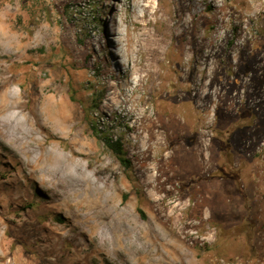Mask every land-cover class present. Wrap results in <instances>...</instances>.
Masks as SVG:
<instances>
[{
	"label": "rangeland",
	"instance_id": "obj_1",
	"mask_svg": "<svg viewBox=\"0 0 264 264\" xmlns=\"http://www.w3.org/2000/svg\"><path fill=\"white\" fill-rule=\"evenodd\" d=\"M192 1L0 0V92L32 123L0 115V264H264V0ZM145 19L127 95L111 53L128 74Z\"/></svg>",
	"mask_w": 264,
	"mask_h": 264
},
{
	"label": "bare ground",
	"instance_id": "obj_2",
	"mask_svg": "<svg viewBox=\"0 0 264 264\" xmlns=\"http://www.w3.org/2000/svg\"><path fill=\"white\" fill-rule=\"evenodd\" d=\"M119 1L120 0H118V2ZM143 1L145 0H129L130 12L131 13L139 12L141 15L145 16L147 8H146V5L141 4ZM187 1L189 2V5H194V2L192 0H187ZM139 6H142V8L140 9ZM177 15L181 16L182 13H178ZM127 21H128V18H127ZM149 22H150L149 19H145L144 22L138 23L137 26L135 27V31L130 33V37L132 40L131 62L133 63V67L129 71V73L126 75H121V72H120V68L122 67L121 66L122 61L120 59V56L123 54V44L121 43L120 45V42L118 41L117 44L113 45L114 49H113V52L111 53V70H112L113 75L116 78H119V79H121L122 77L126 78L123 89L127 90L126 91L127 95H132L133 93L138 91L141 85V82H142V76L140 74L141 68L135 67V64L138 62L139 65H142L143 67L144 66L148 67V65L145 63L146 60L144 61V59H141L140 57H142L143 55L146 57L149 54L151 56H155L156 58L160 54L161 40L160 38H157L153 32H151L148 28H146L145 25L148 24ZM166 25L167 26L169 25L170 27L173 26L167 23ZM111 32L113 35L116 33L118 35L121 34V31L116 32L115 30H113V28ZM129 63L130 62H127V66L130 69ZM149 71H151L150 68H149ZM124 102H127V101H124ZM113 103L114 102L112 101L111 103H106V106H113ZM18 108L21 109L22 105H21V102L19 101V98L15 96L12 90L4 89L3 91L0 92V115L2 113H5V115L9 117V118H6L7 120L12 119L11 117H13L19 121L22 120L26 123L32 124L30 123L29 116L23 114L21 110H18ZM12 109L13 110L16 109L17 111H11ZM69 110H70V107L68 106V104L63 99H61L60 102L56 101L55 105L52 108H47V109L42 108L41 112L42 111L43 113L45 112L51 121L59 122L65 117L66 118L68 117ZM128 111L130 113L134 112L132 108H130ZM33 115L35 114L33 113ZM37 122L38 120L36 119V117H34L33 125H35V123ZM156 123L157 122L155 121L151 122L152 129L154 127H157ZM148 125H150V123H148ZM152 134H155V139H156L155 143H157L159 139V134L155 131H153ZM32 140L35 141L38 145H41L40 144L41 142H39V140H35L34 137L32 138ZM51 157H52L51 153L43 154V155L40 154L38 159L44 162V161L51 160ZM87 190L88 189L84 190V194L85 192H88ZM86 196H87V193H86ZM63 197L64 199L62 198V200H64V203L67 202L68 196L63 195ZM93 203H94L93 198H89L88 204H93ZM99 204L101 205V202H99ZM94 230H95V225L91 226L88 232L92 233L94 232Z\"/></svg>",
	"mask_w": 264,
	"mask_h": 264
},
{
	"label": "trees",
	"instance_id": "obj_3",
	"mask_svg": "<svg viewBox=\"0 0 264 264\" xmlns=\"http://www.w3.org/2000/svg\"><path fill=\"white\" fill-rule=\"evenodd\" d=\"M108 147L117 155L118 159L124 166H128V161L125 158L124 150L120 140H113L111 138H106Z\"/></svg>",
	"mask_w": 264,
	"mask_h": 264
}]
</instances>
